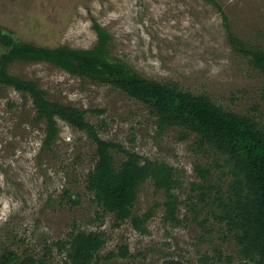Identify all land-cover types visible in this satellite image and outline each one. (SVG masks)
Wrapping results in <instances>:
<instances>
[{"label":"rangeland","instance_id":"374dc122","mask_svg":"<svg viewBox=\"0 0 264 264\" xmlns=\"http://www.w3.org/2000/svg\"><path fill=\"white\" fill-rule=\"evenodd\" d=\"M215 1L0 0V29L41 49L89 50L97 44L98 23L111 35V59L144 79L207 94L227 110L255 117L264 125V76L251 57L233 49L238 43L264 49V0ZM8 51L0 41V59ZM7 71L36 82L47 101L86 112L83 117L101 140L172 166L174 178L181 180L179 188L170 190L180 203V223L166 219L167 188L157 189L155 180L149 179L139 186L133 204L136 216L152 211L147 232L137 231L131 220L114 226V216L104 215L86 189L97 161L95 139L59 120L57 140L43 152L47 124L36 121L33 99L0 85L1 245L21 252L28 248L48 264H67L71 235L99 229L105 232L106 244L98 264H204L205 255L211 264L239 260L234 239L208 214L209 201H197L191 190L200 176L195 164L211 178V185L226 190L231 176L223 155L210 148L197 152L191 141L181 140L179 128L161 134L148 108L99 80L72 75L46 61L17 60L7 65ZM96 110L104 113H93ZM111 153L119 168L126 160L124 153L119 149ZM65 188L78 197L77 203L67 201ZM191 196L197 207L207 208L199 221L187 205ZM205 218L208 223L201 228L198 222Z\"/></svg>","mask_w":264,"mask_h":264},{"label":"trees","instance_id":"16d2710c","mask_svg":"<svg viewBox=\"0 0 264 264\" xmlns=\"http://www.w3.org/2000/svg\"><path fill=\"white\" fill-rule=\"evenodd\" d=\"M205 1L216 4L215 0ZM94 29L98 41L89 50L69 47L41 49L23 44L0 29V41L9 50L0 59V85L29 94L33 99L37 110L36 121H45L47 124L42 151L50 150L57 140L59 120L79 131H86L95 139L97 146L96 165L87 176L86 189L94 194L92 201L104 215L114 216V226L119 228L131 220L137 231L147 232L145 226L152 211L136 216L133 214V204L139 186L149 179L155 180L157 189L167 188L164 203L166 219L180 223L177 217L180 203L177 195L170 190L179 188L181 180L174 178L176 171L172 166L152 162L136 152L125 150L121 145L101 140L95 128L83 117L86 112L47 101L44 98L45 92L36 82L25 81L8 73L7 65L10 62L46 61L72 75L88 77L113 86L148 108L156 118L161 134L165 130L179 128L182 132L181 140L191 141L197 152L210 148L223 155L231 176L226 190L222 191L221 186L211 185V178L207 174H201L200 165L195 164L200 176L197 178L199 182L192 183V193L194 192L197 201H209L208 214L213 216L216 223L223 225L227 234L234 239L239 260L232 262L228 258V264H264V125L255 117L227 110L207 94L194 95L183 91L175 83L161 84L144 79L122 61L111 59V35L98 23H95ZM233 49L236 53L251 57L253 66L264 76V49L244 46L243 43L235 44ZM93 113L104 112L96 110ZM113 149H119L126 157L119 168L115 167V159L111 153ZM63 195L67 196L68 202L79 201L78 197L71 196L69 188L64 189ZM191 197L187 205L190 213L199 221L203 214H207V208L197 207L194 204L195 198ZM198 223L202 228L208 223V219ZM105 238V232L99 229L72 234L68 249L66 248L67 264H98V254L106 244ZM29 251L27 248L21 252L12 245L0 244V264H48ZM126 252L127 248L124 254ZM214 252L222 260V253L217 248ZM203 258L205 260L201 262L211 264L208 255ZM167 264L179 263L171 261Z\"/></svg>","mask_w":264,"mask_h":264}]
</instances>
